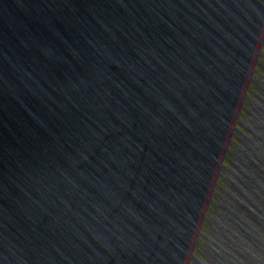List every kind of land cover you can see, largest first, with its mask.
Wrapping results in <instances>:
<instances>
[{
    "label": "water",
    "instance_id": "water-1",
    "mask_svg": "<svg viewBox=\"0 0 264 264\" xmlns=\"http://www.w3.org/2000/svg\"><path fill=\"white\" fill-rule=\"evenodd\" d=\"M0 264H264V0H0Z\"/></svg>",
    "mask_w": 264,
    "mask_h": 264
}]
</instances>
